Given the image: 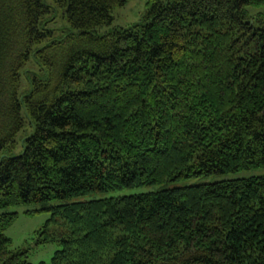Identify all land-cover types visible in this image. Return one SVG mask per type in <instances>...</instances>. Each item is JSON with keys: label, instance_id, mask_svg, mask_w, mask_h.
I'll return each mask as SVG.
<instances>
[{"label": "trees", "instance_id": "trees-1", "mask_svg": "<svg viewBox=\"0 0 264 264\" xmlns=\"http://www.w3.org/2000/svg\"><path fill=\"white\" fill-rule=\"evenodd\" d=\"M128 1L0 0V208L264 167V0H149L99 34ZM50 210L36 264H264V175ZM16 215L0 264H33Z\"/></svg>", "mask_w": 264, "mask_h": 264}, {"label": "rangeland", "instance_id": "rangeland-1", "mask_svg": "<svg viewBox=\"0 0 264 264\" xmlns=\"http://www.w3.org/2000/svg\"><path fill=\"white\" fill-rule=\"evenodd\" d=\"M149 0H129L125 5L117 6L113 9V20L108 24L101 25L97 28L99 34L110 31L114 27L129 26L132 23L141 21L148 8ZM65 22L59 17L57 24H64ZM27 69H35V64L29 62L26 66ZM25 77V74H23ZM24 85L21 90L24 91L27 87V81L23 78ZM25 86V87H24ZM31 129L26 124V127L21 131L18 136V148L15 153L22 150L23 137L29 134ZM253 175H264V167L250 170H243L233 173H217L210 175H198L189 178L178 180H168L162 183L152 185H145L141 187L123 188L120 190L107 191V192H92L81 196H75L66 199H53L45 202L37 203H23L15 206L0 208L2 212H16V217L7 225L6 235L12 240V248H24L28 250V260L33 263L41 261L49 262L55 252L63 247L60 239L50 240L48 242L42 241L47 234L54 235L65 231L66 226L62 219L57 217L56 221L49 222L47 232L45 231V224L52 218V211L50 208L62 203H69L73 201H88L91 199L121 196L135 193L158 191L165 188H173L191 184H203L215 182L233 177H249Z\"/></svg>", "mask_w": 264, "mask_h": 264}]
</instances>
